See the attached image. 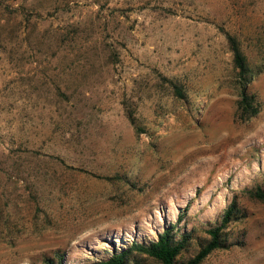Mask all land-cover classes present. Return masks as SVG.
Listing matches in <instances>:
<instances>
[{
    "label": "rangeland",
    "instance_id": "1",
    "mask_svg": "<svg viewBox=\"0 0 264 264\" xmlns=\"http://www.w3.org/2000/svg\"><path fill=\"white\" fill-rule=\"evenodd\" d=\"M258 192L264 0H0V264H264Z\"/></svg>",
    "mask_w": 264,
    "mask_h": 264
},
{
    "label": "trees",
    "instance_id": "2",
    "mask_svg": "<svg viewBox=\"0 0 264 264\" xmlns=\"http://www.w3.org/2000/svg\"><path fill=\"white\" fill-rule=\"evenodd\" d=\"M229 40L232 51L234 53L235 63L238 69L240 70V75L243 79L242 81L243 95L246 97L247 86L249 82L246 79L247 65H246L245 56L240 48L238 40L232 36H229ZM257 196L258 198L264 200L263 192H258ZM219 233H220V229L211 231L212 242L197 255V257L191 264L201 263L214 250H216L220 246ZM134 249L137 251H141L152 258H155L156 260L160 261L162 264H177V258L181 254L183 245L182 243L173 242L170 233L165 232L163 235H161V237L157 242H153L148 246L143 244L142 245L135 244ZM126 256H127V252H123L121 254H115L111 259H109L104 264H125Z\"/></svg>",
    "mask_w": 264,
    "mask_h": 264
}]
</instances>
